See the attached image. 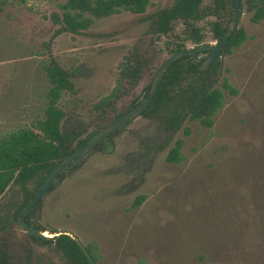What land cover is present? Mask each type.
I'll return each instance as SVG.
<instances>
[{
	"label": "rangeland",
	"instance_id": "rangeland-1",
	"mask_svg": "<svg viewBox=\"0 0 264 264\" xmlns=\"http://www.w3.org/2000/svg\"><path fill=\"white\" fill-rule=\"evenodd\" d=\"M64 1L11 0L1 9L0 96L14 113L12 120L18 119L16 113L24 115L35 83L42 79L41 61L49 54L75 73L74 92L61 101L62 129L79 125L86 136L143 99L158 68L174 54V44L186 39V29L178 21L168 33H155L152 16L174 0H149L143 14L121 11L80 34L58 32L50 15ZM240 1L237 29L247 38L218 62L216 87L224 105L213 126L186 121L169 131L157 119L137 117L65 172L64 180L41 199L34 222L47 231L72 232L100 255V264H188L193 243L215 232L223 201L239 189L234 163L242 160L244 150L264 144V20L252 22L250 0ZM211 5V0L203 1V7ZM227 7L220 17L197 22L202 44L216 42L214 21L228 25L232 8ZM185 46L197 45L185 40ZM206 56L199 54L196 60ZM135 58L146 65L129 84L122 70ZM224 79L235 95L222 86ZM104 101L110 108L100 119L95 106ZM178 140L182 162L169 163L165 158ZM16 195L10 190L0 199V241L11 263L62 264L51 245L33 242L15 221ZM213 264L237 263L216 255Z\"/></svg>",
	"mask_w": 264,
	"mask_h": 264
},
{
	"label": "trees",
	"instance_id": "trees-1",
	"mask_svg": "<svg viewBox=\"0 0 264 264\" xmlns=\"http://www.w3.org/2000/svg\"><path fill=\"white\" fill-rule=\"evenodd\" d=\"M11 0H0V11ZM204 0H174L170 7L158 10L152 16L153 31L166 34L174 23L180 21L185 25L186 39L195 45H201L204 36L197 27V22L206 16L220 17L227 6L232 8V0H211L212 5L203 7ZM251 21L259 23L264 20V0H250ZM149 0H65L58 3L59 12L50 15L54 25L60 26L58 32L80 34L88 30L97 20L128 11L143 14ZM227 26L218 21L211 24L213 38L217 41ZM247 36L242 29H237L222 50L229 54L240 47ZM185 40L174 44L171 53L186 49ZM200 52L194 56H183L174 61L166 70L158 91L151 104L141 116L157 119L161 126L169 131L179 128L184 122H198L211 128L214 117L224 105L223 92L216 87L219 77V66L211 65L200 72L201 60H196ZM41 61V82L35 83L31 105L20 115H14L4 107V99L0 96V199L10 190H16L19 198L14 209L17 218L25 204L31 199L42 181L54 167L65 157L73 153L90 139L99 129L83 136L85 129L75 126L63 130L65 111L61 105L63 96L73 93L75 73L62 68L51 55ZM146 63L137 59L122 70L123 78L134 84ZM222 86L231 94L236 91L224 79ZM145 91L144 98L148 94ZM27 100V98H26ZM105 102V101H104ZM100 102L95 109L100 119L110 108V102ZM108 106V107H107ZM186 133L187 130H185ZM182 142L177 141L169 150L165 160L169 163L182 162L180 149ZM249 149V148H248ZM244 150L242 160L235 164L234 178L238 190L230 192L225 198L223 216L216 225L215 232L193 244L188 264H213L216 255L226 260L234 259L237 264H264V144L258 148ZM233 164V165H234ZM76 169V168H75ZM65 172L60 175L61 182ZM29 186H33L30 190ZM56 186H52L51 192ZM230 195V196H229ZM142 197L136 199L139 204ZM40 201L25 217V222L39 231L43 229L34 222L33 214ZM136 204V205H137ZM57 232V231H52ZM27 235V234H26ZM33 242L52 246L61 256L62 264H90L77 243L67 235H59L50 239L29 236ZM96 264L101 257L90 245L85 246ZM0 264H12L6 246L0 241Z\"/></svg>",
	"mask_w": 264,
	"mask_h": 264
},
{
	"label": "water",
	"instance_id": "water-1",
	"mask_svg": "<svg viewBox=\"0 0 264 264\" xmlns=\"http://www.w3.org/2000/svg\"><path fill=\"white\" fill-rule=\"evenodd\" d=\"M232 15L230 21L221 36V38L213 44H202L199 46L186 48L182 51L175 52L170 57H168L158 68L156 71L153 80L151 82L150 90L146 98H144L141 103L136 105L134 108L129 111L123 113L102 129H100L95 135H93L90 139L86 141L84 145L77 148L72 154L65 157L61 160L52 170V172L46 176V178L42 181V183L38 186L36 191L34 192L31 199L25 204L23 210L19 214L17 221L21 229L29 236L37 237L40 239H50L59 235H67L71 237L77 245L80 247L81 251L84 253L85 257L89 261L90 264H96L92 259L91 255L87 251L85 245L81 242V240L74 235L72 232L64 230V231H39L36 228L28 225L25 222V217L30 213V211L37 205V203L47 194L49 189L52 186L57 185L60 182V175L65 171H70L74 169L95 147L100 144L105 138L110 136L113 132L120 129L125 123L131 122L137 117H139L143 111L150 105L153 98L155 97L159 85L162 81V78L168 69V67L177 59L183 56H193L197 53L208 51V55L201 62L198 70L200 72L206 71L209 69L211 65H217L221 55L222 50L227 44L230 37L237 30L238 22L241 17V1L240 0H232Z\"/></svg>",
	"mask_w": 264,
	"mask_h": 264
},
{
	"label": "flooded vegetation",
	"instance_id": "flooded-vegetation-1",
	"mask_svg": "<svg viewBox=\"0 0 264 264\" xmlns=\"http://www.w3.org/2000/svg\"><path fill=\"white\" fill-rule=\"evenodd\" d=\"M232 11H233V8H232ZM217 41H218V40H217ZM201 45H202V44H201ZM197 46H199V45H197ZM208 53H209V52L207 51V55H208ZM197 54H198V53H197ZM193 56H194V55H193ZM150 86H151V85H150ZM150 86H149V89H148V93H149V90H150ZM147 95H148V94H147ZM143 99H144V96H143ZM143 99H142V100H143ZM142 100L132 103V104L130 105V107L128 108L127 111H129L130 109L134 108L136 105H138L139 103H141ZM150 104H151V103H150ZM127 111H126V112H127ZM144 111H145V110H144ZM144 111H143V112H144ZM124 113H125V112H124ZM122 114H123V113H122ZM122 114H120V115H122ZM120 115H117L116 117H114L113 120L116 119L117 117H119ZM140 116H141V115H140ZM113 120H112V121H113ZM109 123H110V122H109ZM128 123H129V122L125 123L124 125H126V124H128ZM107 124H108V123H107ZM107 124H106V125H107ZM106 125H104V126H106ZM124 125H123V126H124ZM104 126H102L100 129H102ZM123 126H122V127H123ZM122 127H121V128H122ZM100 129H99V130H100ZM99 130H98V131H99ZM118 130H119V129H118ZM118 130H116L115 132H113L112 134H110V136H108V137L105 138L103 141H101L100 144H98V145L95 147V149L99 148L101 145H103L105 142H107V141L111 138V136H112L114 133H116ZM95 134H96V133H95ZM95 134H94V135H95ZM95 149H94V150H95ZM92 151H93V150H92ZM92 151H91V152H92ZM71 154H72V153H71ZM81 162H82V161H81ZM81 162H80V163H81ZM80 163H79V164H80ZM79 164H78V165H79ZM78 165H77V166H78ZM77 166H76V167H77ZM76 167H75V168H76ZM75 168H74V169H75ZM70 171H71V170H70ZM65 172H67V171H65ZM59 183H61V179H60V182H59ZM59 183H58V184H59ZM55 186H56V185H55ZM40 201H41V200H40Z\"/></svg>",
	"mask_w": 264,
	"mask_h": 264
}]
</instances>
